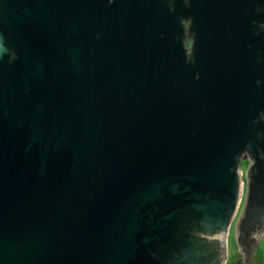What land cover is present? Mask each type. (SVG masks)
I'll list each match as a JSON object with an SVG mask.
<instances>
[{"label":"water","instance_id":"1","mask_svg":"<svg viewBox=\"0 0 264 264\" xmlns=\"http://www.w3.org/2000/svg\"><path fill=\"white\" fill-rule=\"evenodd\" d=\"M243 148L247 262L264 0H0V264H223Z\"/></svg>","mask_w":264,"mask_h":264},{"label":"flooded vegetation","instance_id":"2","mask_svg":"<svg viewBox=\"0 0 264 264\" xmlns=\"http://www.w3.org/2000/svg\"><path fill=\"white\" fill-rule=\"evenodd\" d=\"M192 35L189 39L185 38V46H187V50H190V45L192 41ZM244 156L241 157L238 160V166L241 170V188H240V195L237 203V207L235 209L234 215L231 219V221L228 224V227L226 229L225 233V258L223 264H257L258 258L264 257V238L258 236V234L254 233V235L257 238V245H255V249H253V254L249 256V259L247 262L243 260V253L240 249V246L237 241V232H236V222L239 219V216L242 212L245 200H246V193H247V184H248V177H247V170L251 163H253V160L250 158L248 151L246 148H243ZM232 233L233 239H234V247H230L229 244V233Z\"/></svg>","mask_w":264,"mask_h":264},{"label":"rangeland","instance_id":"3","mask_svg":"<svg viewBox=\"0 0 264 264\" xmlns=\"http://www.w3.org/2000/svg\"><path fill=\"white\" fill-rule=\"evenodd\" d=\"M229 244H230V247H234V239H233V235H232V233H231V231H230V233H229ZM257 264H264V257H262V258H258V260H257Z\"/></svg>","mask_w":264,"mask_h":264}]
</instances>
